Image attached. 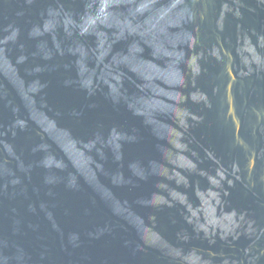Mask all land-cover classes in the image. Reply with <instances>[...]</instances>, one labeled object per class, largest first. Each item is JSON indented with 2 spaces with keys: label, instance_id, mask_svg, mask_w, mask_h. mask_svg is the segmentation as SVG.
<instances>
[{
  "label": "water",
  "instance_id": "95a60500",
  "mask_svg": "<svg viewBox=\"0 0 264 264\" xmlns=\"http://www.w3.org/2000/svg\"><path fill=\"white\" fill-rule=\"evenodd\" d=\"M0 264H264V0H0Z\"/></svg>",
  "mask_w": 264,
  "mask_h": 264
}]
</instances>
